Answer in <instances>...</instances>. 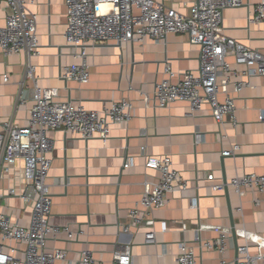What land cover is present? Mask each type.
Masks as SVG:
<instances>
[{
	"label": "crops",
	"instance_id": "crops-1",
	"mask_svg": "<svg viewBox=\"0 0 264 264\" xmlns=\"http://www.w3.org/2000/svg\"><path fill=\"white\" fill-rule=\"evenodd\" d=\"M157 1L189 13L195 0ZM258 1L246 0L242 6L227 8L223 27L228 36L264 52V22L250 21ZM30 8L38 14L41 53L29 59L25 52L6 54L0 50V131L7 122L21 126L27 123L35 103V83L27 77L29 62L36 65L38 85L57 87L58 99L94 110L122 98L134 106V116L128 123L112 124L106 143L99 137L85 139L63 130L48 132L55 142L49 154L52 165L48 182L53 198L50 222L69 225L74 232L72 236L60 232L48 238L49 249L66 252V258L58 264L75 262L85 249L91 250L99 262L112 264L114 250L126 244L132 245L133 264H177L183 240L193 247L197 264H219L222 258L236 264L237 248L245 243L239 229L264 237V191L240 196L231 186L215 191L211 183L251 172L264 173V77L253 76L252 86L231 92L236 124L230 118L218 124L208 103L193 116L187 115L186 101L156 106L155 86L169 78L167 64L177 73L173 81L179 79L178 73L200 66V46L192 43L186 32L170 33L164 42L151 37L143 44L89 42L90 82L65 80L62 68L81 62L74 54L80 49L68 45L65 39V0H37ZM9 10L7 3H0V26L5 25ZM228 60L232 62L233 56ZM229 87L233 90L232 84ZM236 145L238 149L224 157L223 152ZM142 146L149 154L171 155L188 188L172 195L168 205L156 210L140 228L124 232L123 226L130 222V208L141 202L144 183L156 182L159 177L157 171L145 169ZM130 158L133 164L125 167ZM21 165L20 160L2 177L0 211L27 226L33 206L21 197ZM211 172L213 181L206 178ZM193 198L196 206L191 205ZM152 228L156 242L149 244L145 234ZM218 228L227 233L224 252L202 245L216 238ZM16 245L20 254L25 245ZM250 251L256 254L258 248L251 246Z\"/></svg>",
	"mask_w": 264,
	"mask_h": 264
},
{
	"label": "built area",
	"instance_id": "built-area-1",
	"mask_svg": "<svg viewBox=\"0 0 264 264\" xmlns=\"http://www.w3.org/2000/svg\"><path fill=\"white\" fill-rule=\"evenodd\" d=\"M245 1L195 0L188 13L167 7L157 0H65V39L68 45L80 49L74 54L81 58V62L65 65L61 77L82 84L90 82L91 63L86 52L89 42L114 40L119 44H143L147 37L164 42L170 33L186 32L190 41L200 46V66L178 73L179 79L173 81L177 73L167 64L169 78L155 86L156 106L167 107L177 101H186L189 103L187 115L193 116L204 103H208L218 124L226 118L236 124L235 97L231 92L238 93L242 88L252 86L253 76L264 77V52L224 32V11L242 6ZM2 2L7 3L10 10L6 14L5 25L0 26V50L6 54L25 52L29 59L40 55L38 14L30 8L37 0H0ZM250 21L264 22V0L255 4ZM229 56H233L232 62L228 60ZM35 71L36 65L29 62L27 77L35 83V103L27 123L21 126L7 122L0 131V182L4 173L21 160L24 183L21 197L33 206L27 226L0 211V264H58L59 260L66 258L65 250L49 249L47 246L50 236L60 232H67L69 236L74 233L69 225L59 226L50 222L53 198L52 186L48 182L52 165L49 154L55 142L48 132L63 130L85 139L99 137L106 143L112 124L128 123L134 116L133 103L125 98L113 100L110 106L101 110L87 109L70 100L58 99V88L38 85ZM4 78L8 80L9 77L5 75ZM231 84L233 90H230ZM221 94L224 99L220 98ZM141 148L145 169L157 171L159 177L156 182L144 183L141 202L130 208V222L123 226L124 232L140 228L156 210L168 205L172 195L188 188V181L175 167L171 155L149 154L146 146ZM237 149L236 145L232 150L224 151L223 155H230ZM132 164L130 158L124 166ZM206 178L213 181L215 175L211 172ZM230 186L240 196L248 191H264V173L251 172L224 182L211 183L215 191ZM191 205L196 206V199L191 200ZM216 231V238L206 240L202 245L224 252L227 233L221 228ZM238 234L245 243L237 248L236 264H264V237L246 228L239 229ZM145 241L149 244L156 242L154 228L146 232ZM17 243L25 245L20 254L17 253ZM251 246H256L258 253H251ZM176 261L177 264H197L196 253L187 241L179 243ZM69 264L103 263L94 257L91 250L85 249L75 262ZM112 264H133L132 245L116 248ZM219 264H233V261L222 258Z\"/></svg>",
	"mask_w": 264,
	"mask_h": 264
},
{
	"label": "water",
	"instance_id": "water-1",
	"mask_svg": "<svg viewBox=\"0 0 264 264\" xmlns=\"http://www.w3.org/2000/svg\"><path fill=\"white\" fill-rule=\"evenodd\" d=\"M226 156H228V155H224V157H226ZM227 188L228 187H226V190H228ZM233 235H234V238H236V231H235V229H233Z\"/></svg>",
	"mask_w": 264,
	"mask_h": 264
}]
</instances>
